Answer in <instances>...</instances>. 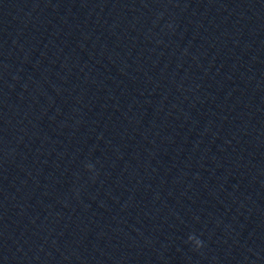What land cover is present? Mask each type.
Instances as JSON below:
<instances>
[{
  "label": "water",
  "instance_id": "water-1",
  "mask_svg": "<svg viewBox=\"0 0 264 264\" xmlns=\"http://www.w3.org/2000/svg\"><path fill=\"white\" fill-rule=\"evenodd\" d=\"M0 264H264V0H0Z\"/></svg>",
  "mask_w": 264,
  "mask_h": 264
}]
</instances>
